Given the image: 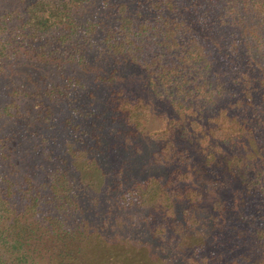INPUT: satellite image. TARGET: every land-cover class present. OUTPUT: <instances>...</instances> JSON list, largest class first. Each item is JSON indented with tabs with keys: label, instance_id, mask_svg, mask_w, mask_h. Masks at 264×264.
Listing matches in <instances>:
<instances>
[{
	"label": "trees",
	"instance_id": "trees-1",
	"mask_svg": "<svg viewBox=\"0 0 264 264\" xmlns=\"http://www.w3.org/2000/svg\"><path fill=\"white\" fill-rule=\"evenodd\" d=\"M11 1L0 264H264V0ZM152 116L159 172L106 171L107 125L138 154Z\"/></svg>",
	"mask_w": 264,
	"mask_h": 264
},
{
	"label": "rangeland",
	"instance_id": "rangeland-1",
	"mask_svg": "<svg viewBox=\"0 0 264 264\" xmlns=\"http://www.w3.org/2000/svg\"><path fill=\"white\" fill-rule=\"evenodd\" d=\"M13 3L11 0H0V9L12 6ZM103 63H105L103 61ZM106 65V63H105ZM144 81L143 74L136 70L134 67L129 66H121L119 65L118 70L116 72V76L114 79L115 84L123 85L124 87H133L136 92L142 91V82ZM92 92L95 94V97H92L94 100V110L98 111L102 107V103L100 100L103 98L102 91L100 89H92ZM86 97H83V99ZM149 101L153 103V107L155 109L161 106L160 102L154 101L150 96L147 97ZM92 107V106H91ZM156 125V120L152 116L149 123L144 128V133L140 134L136 140L139 141L140 144V153L134 154L132 143L133 141H128L126 138L121 137L117 133H114V127L107 125V129H104V137H103V146L104 154H102V159L100 160L106 169V171H116V169H127L130 176L137 175L140 177L145 173H158L160 167L153 166L149 163L148 153L153 148V143L146 136V132L149 129H152ZM108 177H105L107 180ZM93 179V178H92ZM94 181H99L98 179H93ZM99 185L92 188L91 191L86 193L85 198H89L86 200L88 205H92L91 210H99V206L96 201V197L100 200L105 199V193L102 190H98ZM97 189V190H95ZM188 242L192 241L187 239ZM186 240V241H187ZM185 241V240H184ZM119 243V242H118ZM121 244V243H120ZM136 253V252H135ZM138 257V256H137ZM140 258V257H138ZM132 259H136L133 255ZM136 263V262H135ZM150 256H146V253L141 255V259L138 260V264H149Z\"/></svg>",
	"mask_w": 264,
	"mask_h": 264
}]
</instances>
